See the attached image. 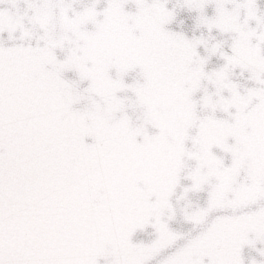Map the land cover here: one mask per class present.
I'll use <instances>...</instances> for the list:
<instances>
[{"label": "snow or ice", "instance_id": "obj_1", "mask_svg": "<svg viewBox=\"0 0 264 264\" xmlns=\"http://www.w3.org/2000/svg\"><path fill=\"white\" fill-rule=\"evenodd\" d=\"M0 264H264V0H0Z\"/></svg>", "mask_w": 264, "mask_h": 264}, {"label": "water", "instance_id": "obj_2", "mask_svg": "<svg viewBox=\"0 0 264 264\" xmlns=\"http://www.w3.org/2000/svg\"><path fill=\"white\" fill-rule=\"evenodd\" d=\"M20 33H17L16 36L13 38V43H18L19 42V37H20ZM56 55L58 57H63V52L60 51L59 49H57ZM50 66L45 65L42 66V70L43 71H47L49 70ZM72 74L68 73V76L70 77ZM86 131L84 133V135L81 138V146L83 148H85L86 150L91 149L94 145L97 144V139L96 137L90 132L87 131V129L90 128V124H85L84 125ZM173 228H180L181 225L180 224H173L172 225ZM185 228H187V225L183 226ZM152 233V229L149 228L147 231H142V232H138L135 236H134V241H144V242H149L152 239H154V236L151 234ZM252 257L253 258H258L257 253L256 252H252Z\"/></svg>", "mask_w": 264, "mask_h": 264}]
</instances>
